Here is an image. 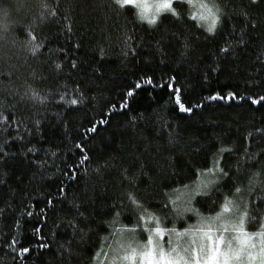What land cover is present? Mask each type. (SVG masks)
I'll return each instance as SVG.
<instances>
[{
  "label": "trees",
  "instance_id": "16d2710c",
  "mask_svg": "<svg viewBox=\"0 0 264 264\" xmlns=\"http://www.w3.org/2000/svg\"><path fill=\"white\" fill-rule=\"evenodd\" d=\"M17 2L3 0L18 23L8 39H0V110L23 121L19 134L24 140L8 149L15 159L0 161V171L7 179V187L0 185V200L7 198L0 203V209H4L0 214V264H94L96 253L105 249L118 229L129 225L128 218L121 216L118 223L105 227L104 222L112 217L97 212L106 211L108 204L128 191V186L121 184L119 170L133 161L143 164L146 175L139 181L140 187L155 203L163 199V192L173 197L172 188L192 184L197 179L195 171L208 167L221 147L232 149L223 158L225 167L231 168L240 166L246 148L249 152L264 151V139L257 131L264 129V102L253 104L248 99L264 95V5L248 9L258 28L247 30L243 49L237 47L232 55L221 58L219 49L225 44V36L207 37L186 19L164 20L163 27L154 31L134 12L121 13L110 7V0H60L67 20L49 18L35 29L38 42H45L52 51L45 48L43 55L32 57L25 48L23 27L39 14L40 0H23L25 7L19 12L15 10ZM225 2L239 11L247 0ZM47 3L54 7L56 0ZM233 23L239 27L241 20ZM65 25H71L72 31L66 32ZM161 36L163 54L156 44ZM185 42L190 46L187 54ZM130 48L135 49V54ZM71 61L77 68L71 67ZM56 63L62 64L61 71L55 70ZM145 76L165 87L138 89L134 97L128 98V109L113 111L112 105L119 107L126 91ZM173 76L182 100L189 106L200 103L203 107L195 108L192 114L179 111L165 83ZM64 85L68 86L69 98L79 86L83 103L71 106L60 102ZM28 86L47 96V100H21ZM229 92L245 99H207ZM108 112H113L107 117L108 125L100 126L96 133L85 131L93 121L106 118ZM133 116L138 117L134 126L129 123ZM36 120L40 127L33 129ZM25 127L30 134H25ZM9 131L15 134L14 129ZM249 133L253 136L249 137ZM77 144L83 145L90 157L82 166ZM32 146L40 151L26 154V147ZM260 160V165L250 168L237 181L244 189L243 200L264 197V155ZM105 161H110L112 167L98 174L95 169ZM73 167L77 168L75 179L69 174ZM254 173L259 176L249 184ZM61 186L65 189L63 197L58 191ZM223 191L234 198L227 189ZM85 193L90 219L96 223L91 230L85 229L83 240L79 235L74 238L77 247L73 251L77 255L62 259L60 245L65 243V237L56 225L61 223L60 218H71L69 209L81 204ZM49 199L54 207L46 210V226L39 236L45 237L43 242L51 247L42 249L34 230L43 223L40 210L45 209ZM220 203L222 197H215V204L207 202L206 206L201 203L196 207L203 215L212 216L219 211ZM29 206L35 215L21 216L20 212ZM151 211L164 215L155 207ZM189 224H195L194 217ZM165 226L171 224L166 221ZM183 226L182 221L176 223L178 228ZM245 226L249 232L259 228L251 221H246ZM12 237L32 251L20 254L18 244L13 252L8 247ZM138 238L144 240L146 234L138 232Z\"/></svg>",
  "mask_w": 264,
  "mask_h": 264
},
{
  "label": "snow or ice",
  "instance_id": "6c2138e0",
  "mask_svg": "<svg viewBox=\"0 0 264 264\" xmlns=\"http://www.w3.org/2000/svg\"><path fill=\"white\" fill-rule=\"evenodd\" d=\"M146 4L147 0H110L109 6L121 13L125 10L134 12L140 21H147L149 27L154 31H159L163 27L164 20L174 19L176 22H182L186 19L194 22L195 27L202 29L207 37L215 38L217 35H224L225 44L219 49L221 58H224L232 55L237 47L243 49L249 28L252 30L258 28L255 18H250L248 9H250V6L264 5V0H247V3L240 5L239 11L230 7L225 0H155L151 15L146 14L144 7ZM23 7H25L23 0H18L15 10L19 12ZM39 8V14L23 27L26 36L25 48L32 57L43 55L45 48L49 52L52 51L45 42H38L35 34L38 23H45L49 18H56L58 21L67 20V15L60 9V0H56L54 7L47 3V0H40ZM181 8L184 9L183 12L178 10ZM162 16L163 19H161ZM237 19L241 20L239 27L233 23ZM17 23L13 10L5 6L3 0H0V39H8ZM65 31L71 32V25H65ZM237 32H239L238 37L236 36ZM128 39L131 40V37ZM163 39L164 36H161L156 42L157 49L162 54ZM76 47L78 48L79 44ZM184 47L185 54H187L190 46L185 42ZM130 51L135 54L134 48H130ZM70 63L73 69L77 68L75 61ZM54 67L55 70L61 71L63 66L56 63ZM165 83L179 111L192 114L195 108L203 107L200 103L189 106L182 100L181 89L174 87V76L169 77ZM146 86L164 88L165 84L154 83L151 76L138 79L133 87L126 91L125 99L121 105L119 107L115 104L112 105L113 111L123 112L128 109V98L134 97L138 89ZM63 89L59 93L60 102H66L71 106H78L83 103L84 96L79 91V86L72 91L71 98H69L68 86L64 85ZM20 99L44 103L47 96H41L31 86H28V90ZM207 99L232 101L245 98L229 92L226 96L216 93ZM248 99H251L253 104H261V102H264V95L258 99L250 97ZM112 115L113 112L106 113V118L93 121L92 126L86 128L85 131L96 133L100 126L110 123L107 117ZM137 119L138 117L133 116L129 123L134 126ZM22 126H24L22 120L10 118V115H5L4 111L0 110V134H2L0 135V161L7 163L8 159L16 158L9 153L8 149L16 141L24 140V136L19 134ZM32 127L38 129L40 121L36 120ZM9 129H14L15 134ZM257 131L261 133V138L264 139V129H258ZM25 134H30L27 127H25ZM251 136H253V133H249V137ZM76 147L81 150L82 159L79 161V165L82 166L90 160L87 155L88 150L81 144H77ZM39 151L35 146L26 147V154H34ZM231 152L232 149L230 148H219L218 154L208 167L195 171L194 174L197 179L192 184H183L179 188H172L173 193L186 190V199L182 207L178 206V198L174 199L169 192H163V199L155 203L152 202L149 193L140 187L139 181L146 175L144 166L140 161H133L129 167L119 170L121 184H126L128 191L124 192L115 202L108 204L106 211L103 213L97 212V214L112 217L111 220L104 222L105 227H111L118 223L121 216L128 218L129 225L117 230L128 234L127 242L122 245L124 252L121 257L122 260L130 261L131 264H264V197L260 199L252 197L250 200H242L240 197L244 189L237 184V181L250 168L261 164L260 157L264 155V151L249 152L246 148L245 157L240 162V166L236 168L225 167L223 164L224 154ZM52 155L55 156L56 153H52ZM243 165H247V167H243ZM110 167H112L111 162L105 161L95 171L99 174ZM76 171V167L69 169V174L72 175L73 179H75ZM201 176L205 177L202 181L199 179ZM257 176H259V173H254L249 180V184H252ZM0 185L7 187V179L2 171H0ZM224 189L232 193L234 198L225 194ZM58 191L60 196L63 197L65 189L61 186ZM215 197H222V203L217 205L219 211L213 216L203 215L196 205L203 203L206 206L207 202L215 204ZM87 198L88 193H85L82 203L74 205L73 209H69L71 218H60L61 223L56 225V228L61 230V235L65 237V243L60 245L62 259H71L77 255L73 251L77 247L74 238L79 235L80 239L83 240L87 235L85 229L91 230V225L96 223L94 219H90V209L86 206ZM6 199L0 200V203H5ZM45 205V209L40 210L43 223L34 230L38 236L41 228L46 226V210L53 208L54 202L49 199L45 202ZM153 207L158 208L164 215L158 216L151 211ZM9 210H11V206H9ZM3 213L4 209H0V214ZM20 215L31 218L35 214L29 206L25 211L20 212ZM192 217H196L195 224H189ZM166 221L171 224V227L165 226ZM179 221H182L186 226L176 227V223ZM246 221L259 224V228L255 232H249L245 226ZM15 227H19V220H16ZM138 232L146 234L144 243L136 241L135 234ZM229 233H232V235H228ZM52 234L56 235L55 232ZM39 238L41 241L40 248L48 249L51 247V245L43 242L45 237L39 236ZM18 244L19 241L12 237L8 242V247L16 252ZM19 247L20 254H29L32 251V249L22 244H19ZM100 255L101 253H96L93 259H97ZM104 255L107 256V253H104ZM113 264H115V261H113Z\"/></svg>",
  "mask_w": 264,
  "mask_h": 264
},
{
  "label": "rangeland",
  "instance_id": "374dc122",
  "mask_svg": "<svg viewBox=\"0 0 264 264\" xmlns=\"http://www.w3.org/2000/svg\"><path fill=\"white\" fill-rule=\"evenodd\" d=\"M154 4H155V0H147V4L144 5L146 14L151 15V10L154 9ZM199 179L202 181L205 179V177L201 176ZM173 198L174 199L178 198V206L181 207L184 206V201L186 199V190L173 193ZM240 198L243 200L242 194ZM194 219L196 223V217H194ZM228 235H232V233H229ZM127 238H128L127 233L116 232L115 236L112 239H110V241H108V244L105 247V249L99 252L101 253V255L97 259H95L94 264H113V261H115V264H131L130 261H124L121 258L124 255V252L122 250V245L127 242ZM135 239L139 243H144L146 240V238L144 240L139 239L138 233L135 234ZM165 246L167 247V245ZM104 253H107V256H105Z\"/></svg>",
  "mask_w": 264,
  "mask_h": 264
}]
</instances>
